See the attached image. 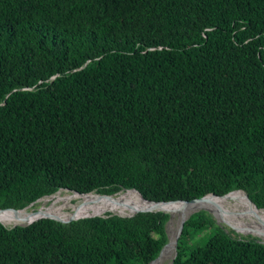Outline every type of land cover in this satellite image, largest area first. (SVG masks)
<instances>
[{"label":"trees","instance_id":"trees-1","mask_svg":"<svg viewBox=\"0 0 264 264\" xmlns=\"http://www.w3.org/2000/svg\"><path fill=\"white\" fill-rule=\"evenodd\" d=\"M129 188L264 208V0H0V208ZM106 213L0 222V264H148L168 241L169 213ZM170 264H264V243L200 209Z\"/></svg>","mask_w":264,"mask_h":264},{"label":"bare ground","instance_id":"bare-ground-1","mask_svg":"<svg viewBox=\"0 0 264 264\" xmlns=\"http://www.w3.org/2000/svg\"><path fill=\"white\" fill-rule=\"evenodd\" d=\"M235 194L238 193L230 192L223 196L209 195L206 199L194 200L186 203L180 201L161 203L154 205V208L165 209L170 213L171 218L177 215L181 220L189 214L191 208L204 207L209 209L214 217L221 222L230 223L232 227L234 226L244 229L249 233L257 234L258 236L260 235L264 239V220L259 216L260 214L264 215V210L256 209L246 196L240 195L243 198L242 199ZM73 200L76 201L72 203ZM40 201L43 203L37 213L31 214L27 209L18 212L9 209L0 212V222L7 226L26 224L27 222L45 214L61 219H68L71 216L80 217L92 214H104L106 212L128 214L136 209L147 206L139 198L138 193L133 190H127L125 192L121 191L113 196L104 198H99L93 195L80 196L78 194H68L66 192L62 194L61 191H58L50 196L42 197ZM66 207H70L71 210L67 212L64 211ZM173 238L174 236L169 238V242L166 245L167 248L165 249L166 246L163 248V250H165L162 251L161 258L159 260H157V258L155 259L157 260L156 262L153 260L149 264H157L161 262L171 256L168 254L172 251L174 255L172 246Z\"/></svg>","mask_w":264,"mask_h":264},{"label":"water","instance_id":"water-1","mask_svg":"<svg viewBox=\"0 0 264 264\" xmlns=\"http://www.w3.org/2000/svg\"><path fill=\"white\" fill-rule=\"evenodd\" d=\"M59 190H60V189H59ZM59 190H57L56 192H58ZM63 190L68 191L67 189H63ZM127 190H133V191H136V192L138 193V195H139V198H140V199H141V200H142L147 206H145L144 208L136 209V210H134L132 213H128V214H118V213H114V214L121 215V216H132V215H134L135 213H137V212H142V211H162V212L169 213V212H168L167 210H165V209H162V208H154V205L161 204V203L178 202V201L183 202V203H186V202H189V201L206 199V197L209 196V195H213V196H223V195H214V194H212V193H209V194H206V195H204V196H202V197L194 198V199H191V200L154 201V200H149V199L144 198V197L142 196V194H141L137 189H135V188L120 189L119 191L114 192V193H111V194H99V193H95V192L79 193V192H76V191H71L70 194H78V195H80V196L93 195V196H96V197H99V198H104V197H110V196H113V195H115V194H117V193H119V192H121V191H127ZM235 191H236V190H235ZM240 191H242V190H240ZM56 192H55V193H56ZM231 192H233V191H231ZM243 192H244V191H243ZM228 193H230V192H228ZM228 193H227V194H228ZM244 194L246 195V197H247V199L249 200V202L252 203V201L248 198L247 194H246L245 192H244ZM51 195H52V194H51ZM48 196H50V195H48ZM43 197H45V196H43ZM41 198H42V197H41ZM41 198H38L37 200H35L34 202H31L30 204H28L27 206H25V207H23V208H14V207L0 208V212L7 211V210H9V209L14 210L15 212L22 211V210H24V209H27V208L31 207L35 202H37V201H38L39 199H41ZM252 204H253V203H252ZM253 205H254V204H253ZM254 207H255L256 209H259V210H262V209L264 210V208H257L255 205H254ZM39 208H40V207H39ZM39 208L36 209V210H31V211H30L31 214L37 213V212L40 210ZM201 209L207 210L209 213H211V211H210L209 209H207V208H204V207L202 208V207H201ZM109 213H113V212H109ZM169 214H170V213H169ZM95 215H103V214H92V215H86V216H80V217H73V216H71V217H69L68 219H61V218H58V217H55V216H51V215L45 214V215H41V216L37 217L36 219H33V220L27 222L26 224H30V223H32L33 221L38 220V219H40V218H50V219H53V220L61 221V222H63V223H67V222H70V221L75 220V219H78V218L89 217V216H95ZM188 216H189V215H187L186 217L182 218V219L179 221L178 230H177V232H176V234H175V236H174V238H173V241H172V243H173L172 246H173L174 254H175V249H176L177 240H178V237L180 236V233H181V229H182L183 223H184V221L187 219ZM216 222H217V220H216ZM1 223H2V222H1ZM217 223H218V222H217ZM26 224H17V225H26ZM224 225H225V224H224ZM10 226H11V227H12V226H15V224H14V225H10ZM230 228H231V229H235V228L232 227V226H230ZM235 230H236V229H235ZM260 241L264 243V240H260ZM168 242H169V240L167 241V243H168ZM167 243H166V244H167ZM166 244H165V245H166ZM165 245L161 248L159 254L157 255V257H156L155 259H157V258H159V257L161 256L162 251H163V248L165 247ZM155 259H153V260H155ZM153 260H151L150 262H152ZM150 262H149V263H150ZM149 263H148V264H149Z\"/></svg>","mask_w":264,"mask_h":264},{"label":"rangeland","instance_id":"rangeland-1","mask_svg":"<svg viewBox=\"0 0 264 264\" xmlns=\"http://www.w3.org/2000/svg\"><path fill=\"white\" fill-rule=\"evenodd\" d=\"M59 191H61V193L62 194H64L65 192L66 193H70L69 191H66V190H63V189H60ZM125 192V191H124ZM76 200H73L72 201V203H74ZM42 201H37V202H35L31 207H29V208H27V210H29V211H31V210H36V209H38L41 205H42ZM201 209V207L200 208H191V210H190V212H189V214H191L192 212H194V211H197V210H200ZM71 210V208L70 207H66L65 209H64V211H70ZM188 214V215H189ZM212 214V213H211ZM213 215V214H212ZM183 216H185V215H183ZM182 216V217H183ZM263 220H264V215H262V214H260L259 215ZM213 217H214V215H213ZM174 218H175V220H174ZM215 218V220H217V222L219 223V224H221V225H224L225 224V227H227V228H230V226L229 225H231L230 223H225V222H221L220 220H218L216 217H214ZM179 217L177 216V215H175V216H173L172 218H171V216H170V214H169V219H168V221H167V223H166V226H165V230H166V233H167V236H168V240H169V238L170 237H172V236H175V234H176V232H177V230H178V225H179ZM8 226H10V225H8ZM232 226V225H231ZM234 227V226H233ZM234 228H236L237 230H235V229H233L234 231H236L237 233H239V234H242V235H251V236H253V237H256V238H258V239H260V240H264L260 235V237L256 234H253V233H249V232H247V231H245L244 229H241V228H238V227H234ZM201 236V235H200ZM167 245V244H166ZM165 245V246H166ZM167 248V246L165 247V249ZM164 249V250H165ZM163 250V251H164ZM163 253V252H162ZM168 255H171V256H169L168 258H166V259H164V260H162L161 262H159V263H157V264H170V262H171V260H172V258H173V251L170 253V254H168ZM161 256H162V254H161ZM161 256L157 259V260H159L160 258H161ZM157 260H155V262L157 261Z\"/></svg>","mask_w":264,"mask_h":264}]
</instances>
